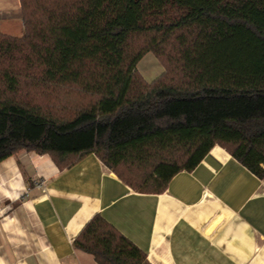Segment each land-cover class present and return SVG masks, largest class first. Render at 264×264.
Instances as JSON below:
<instances>
[{
    "label": "trees",
    "instance_id": "obj_1",
    "mask_svg": "<svg viewBox=\"0 0 264 264\" xmlns=\"http://www.w3.org/2000/svg\"><path fill=\"white\" fill-rule=\"evenodd\" d=\"M19 4L22 36L0 32V162L25 150L64 169L93 153L131 189L159 193L219 145L264 177V0ZM147 53L163 68L150 82L136 69ZM12 61L93 102L52 118L19 98L24 69ZM73 245L97 264H150L101 216Z\"/></svg>",
    "mask_w": 264,
    "mask_h": 264
},
{
    "label": "crops",
    "instance_id": "obj_2",
    "mask_svg": "<svg viewBox=\"0 0 264 264\" xmlns=\"http://www.w3.org/2000/svg\"><path fill=\"white\" fill-rule=\"evenodd\" d=\"M94 216L150 264H264V177L219 145L159 193L131 189L93 153L64 169L25 150L0 162V264H97L73 245Z\"/></svg>",
    "mask_w": 264,
    "mask_h": 264
},
{
    "label": "rangeland",
    "instance_id": "obj_3",
    "mask_svg": "<svg viewBox=\"0 0 264 264\" xmlns=\"http://www.w3.org/2000/svg\"><path fill=\"white\" fill-rule=\"evenodd\" d=\"M0 32L14 37L22 36L23 27L18 0H0ZM8 54L17 55L15 51H11ZM4 58L5 56L2 55L0 50V70L5 68V64L1 62ZM11 64L16 65L17 68L24 69L19 78V98L39 106L43 112L52 118L71 119L76 111L93 102L92 98L84 95L74 85H49L45 83L40 78V73L36 67L31 68L19 61H12ZM137 67L145 74L144 77L147 81L154 80L163 71L161 65L151 53L145 54ZM124 170L136 176L140 174L134 168L125 167Z\"/></svg>",
    "mask_w": 264,
    "mask_h": 264
},
{
    "label": "built area",
    "instance_id": "obj_4",
    "mask_svg": "<svg viewBox=\"0 0 264 264\" xmlns=\"http://www.w3.org/2000/svg\"><path fill=\"white\" fill-rule=\"evenodd\" d=\"M37 187H38V188H44V185H43V183H38V184H37Z\"/></svg>",
    "mask_w": 264,
    "mask_h": 264
}]
</instances>
